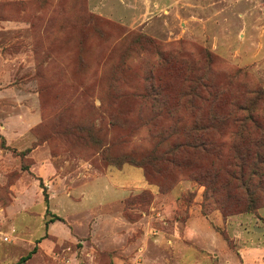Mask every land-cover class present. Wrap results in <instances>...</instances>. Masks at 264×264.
<instances>
[{"label":"rangeland","instance_id":"1","mask_svg":"<svg viewBox=\"0 0 264 264\" xmlns=\"http://www.w3.org/2000/svg\"><path fill=\"white\" fill-rule=\"evenodd\" d=\"M242 129L264 0H0V264H264Z\"/></svg>","mask_w":264,"mask_h":264},{"label":"trees","instance_id":"2","mask_svg":"<svg viewBox=\"0 0 264 264\" xmlns=\"http://www.w3.org/2000/svg\"><path fill=\"white\" fill-rule=\"evenodd\" d=\"M249 120L256 122V117L250 115ZM240 133H245L248 136L246 139L255 146V149L249 151L244 159L241 161L234 160V165L230 163V166L225 172H214L211 175L208 172V178L212 181L211 187L220 185L221 187H227L228 189H238L244 187L247 195L250 197L248 202L254 203L255 197L259 199V191L264 192V130L260 136H256L253 133H249L247 129H242ZM191 150L195 152L209 151L207 142L201 141L199 144L178 143L175 144L170 151L177 153L189 152ZM249 158L251 161H247ZM194 178H199V175L190 174ZM205 180V179H204ZM261 193V192H260ZM45 199L48 201V195L45 193ZM55 218L58 219V217ZM36 247H34L27 255L22 256L19 262H23L28 259L32 253H34Z\"/></svg>","mask_w":264,"mask_h":264}]
</instances>
